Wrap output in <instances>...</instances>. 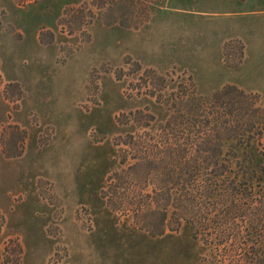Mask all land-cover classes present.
I'll use <instances>...</instances> for the list:
<instances>
[{
  "label": "rangeland",
  "instance_id": "1",
  "mask_svg": "<svg viewBox=\"0 0 264 264\" xmlns=\"http://www.w3.org/2000/svg\"><path fill=\"white\" fill-rule=\"evenodd\" d=\"M226 85L264 106V0H0L15 264H264V120L231 151L241 128L195 114ZM165 191L193 204L152 236Z\"/></svg>",
  "mask_w": 264,
  "mask_h": 264
},
{
  "label": "trees",
  "instance_id": "2",
  "mask_svg": "<svg viewBox=\"0 0 264 264\" xmlns=\"http://www.w3.org/2000/svg\"><path fill=\"white\" fill-rule=\"evenodd\" d=\"M199 103L194 104L195 107V114L199 117H207L206 115H212V119L215 120L213 123H218L219 127L224 130L225 133H229V138L232 136V127L234 129H238L236 126H239L242 132L236 133L241 137L240 143L237 144H229L228 147L232 151L234 147H238L242 144H247L248 140L251 138L252 129L258 124V118L264 120L263 111L264 106H260L257 103L258 96L247 93L243 91L241 88L234 86V85H226L221 90L211 94V96L207 97H198ZM235 104H240L241 110V119H234L235 115L233 114ZM217 108L222 110L228 108L226 111H215ZM206 109L210 111V113L206 114ZM208 118V117H207ZM260 121V120H259ZM183 123V122H182ZM259 128V127H256ZM25 134L22 132L20 144L23 145ZM243 141V142H241ZM249 144V143H248ZM247 144V145H248ZM20 145V146H21ZM22 148V146H21ZM165 203L163 204V208L161 210L160 215V222L159 224H141L140 226L143 227L150 235L156 236L161 235L167 225L168 217H174L176 219V224L180 223V213H177L178 207L171 205V201L179 200L180 202H185L186 205H192L191 195L187 192L183 193V198L181 199L179 195H171V192L165 191ZM153 198L150 197L147 203V209L145 210L149 216L155 215L156 208L153 205ZM169 208H173L172 210ZM170 214V215H169ZM2 219L0 221V228ZM21 253L20 245L14 239H9L7 243H0V264H7L17 263V257ZM18 254L16 258L11 259L9 255Z\"/></svg>",
  "mask_w": 264,
  "mask_h": 264
}]
</instances>
